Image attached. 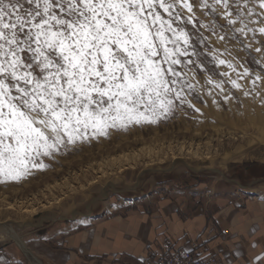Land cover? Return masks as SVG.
Listing matches in <instances>:
<instances>
[{"label": "snow or ice", "instance_id": "snow-or-ice-1", "mask_svg": "<svg viewBox=\"0 0 264 264\" xmlns=\"http://www.w3.org/2000/svg\"><path fill=\"white\" fill-rule=\"evenodd\" d=\"M197 103L217 111L264 109V0H0V184L32 177L114 132L189 118V110L198 121L204 111ZM124 202L133 203L132 196L109 207ZM91 221L89 213H74L66 228L40 236L55 250L7 232L0 264H43L41 256L65 264V241L56 236L87 226L94 237ZM218 235L214 248L166 238L157 248L146 244L147 255L100 259L264 264V236ZM11 244L19 259L5 251Z\"/></svg>", "mask_w": 264, "mask_h": 264}, {"label": "rangeland", "instance_id": "rangeland-1", "mask_svg": "<svg viewBox=\"0 0 264 264\" xmlns=\"http://www.w3.org/2000/svg\"><path fill=\"white\" fill-rule=\"evenodd\" d=\"M196 107L204 111L198 121L190 118L198 114L189 110V118L114 132L58 157L32 177L0 184V241L9 239L7 232L21 237L23 232L40 235L61 228L74 213L127 209L150 193H191L193 188L203 196L235 190L264 193V109ZM117 189H123L119 198ZM126 194L133 203L109 207L121 205ZM56 217L61 219L52 223Z\"/></svg>", "mask_w": 264, "mask_h": 264}, {"label": "crops", "instance_id": "crops-1", "mask_svg": "<svg viewBox=\"0 0 264 264\" xmlns=\"http://www.w3.org/2000/svg\"><path fill=\"white\" fill-rule=\"evenodd\" d=\"M191 193L186 190L166 195L150 193L135 201L130 208L114 213L90 214L94 237H89L87 226L70 236H56V239L65 241L64 250L68 257L65 264H109L111 257L105 256L101 260L100 255L111 252H144L147 255L146 244L151 242L152 247L157 248L166 238L175 246L204 242L207 248H214L221 242L218 234L222 230L242 234L252 241L264 236V193L260 189L214 192L204 196L201 192L199 195ZM253 225L258 226L257 231L249 235ZM66 227H56L45 233L52 235ZM43 234L23 232L21 237L26 241H36L38 247L55 250L54 244L40 239ZM213 236L216 239H211ZM81 247H84L83 252ZM5 251L15 252L20 258L15 244ZM41 259L43 264H58L48 256H41ZM121 259L124 264H130L127 257Z\"/></svg>", "mask_w": 264, "mask_h": 264}]
</instances>
